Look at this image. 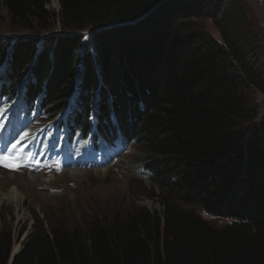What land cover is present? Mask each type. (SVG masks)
I'll return each mask as SVG.
<instances>
[{
  "label": "trees",
  "instance_id": "16d2710c",
  "mask_svg": "<svg viewBox=\"0 0 264 264\" xmlns=\"http://www.w3.org/2000/svg\"><path fill=\"white\" fill-rule=\"evenodd\" d=\"M54 1L56 15L50 0H0L15 26L51 30L58 18L64 32L40 52L33 38L9 50L0 43L13 83L5 94L28 73L30 98L44 88L53 118L76 85L74 34L95 28L98 77L87 63L81 128L101 78L103 120L115 117L142 145L163 211L138 206L84 229L33 224L11 264H264V115L254 95L264 96V35L242 0ZM199 18L211 19L220 41ZM195 209L231 223L215 226ZM13 245L14 234L1 230L0 264Z\"/></svg>",
  "mask_w": 264,
  "mask_h": 264
},
{
  "label": "rangeland",
  "instance_id": "374dc122",
  "mask_svg": "<svg viewBox=\"0 0 264 264\" xmlns=\"http://www.w3.org/2000/svg\"><path fill=\"white\" fill-rule=\"evenodd\" d=\"M47 9L52 14H57L60 10L58 2L50 0L47 5ZM207 11V10H206ZM57 24L54 29L51 30H23L20 27L15 26V22L12 21L11 16L5 11L3 7H0V43L6 44L9 42L10 46L27 39H36L42 47L44 42L47 41V46L50 47L53 40L60 38L64 32L61 30L60 21L57 18ZM205 32L213 36L217 41H220L218 31L213 26L211 19L199 18L196 21ZM32 28L35 26L32 24ZM95 29V28H94ZM94 29H84L78 34L81 40L80 49L77 51L79 56V65L77 73V86L73 94L80 93L83 84L82 75L87 69V63L92 67L93 73L98 77L99 63L96 59V49L93 38L97 33ZM50 44V45H49ZM53 47V45H51ZM39 48V44L37 45ZM48 47V48H49ZM55 48H50V52ZM8 51H5L4 55L7 56ZM40 52V51H38ZM98 64V66H97ZM31 66V67H30ZM26 67V71L33 68V64ZM2 70H5V75L8 76V69L6 63L0 66ZM0 69V70H1ZM30 76V74L27 73ZM97 86L94 94H99L100 89H104L101 78H97ZM22 80V79H21ZM23 81V80H22ZM78 82L80 83L78 85ZM255 94V99L258 101V109L261 115H264V96L260 93ZM74 97V95L72 96ZM95 102V97L90 99L91 107ZM48 123V122H45ZM43 123V124H45ZM6 146V144H4ZM25 150L31 157L43 158L44 161L50 162L55 159L54 163H49L46 168L38 169L40 172H44L47 181L44 182L37 179L36 183L32 185V188H27L26 192H23V203L19 210H16L15 205L4 202L0 204V231L6 229L10 230L14 234V245L12 250L19 253L24 245V242L28 239L32 233L33 224L36 227L45 222L46 226L64 227L67 229H84L87 225L99 222L103 218H109L114 215H125L130 213L138 206L144 207L153 213H161L162 204L159 201L160 191L157 188H153L150 182L144 178V172L142 171V163L146 156L143 153L142 145L138 142L133 143L131 148H120L116 154H112L116 145L114 143L98 140L97 143H82L77 146H65L62 142L54 143L52 139L43 137L40 135H32L31 138L25 144ZM19 155L23 154L21 149ZM69 153L75 155H85L91 162L92 166L85 165L82 161L79 164H72L66 157ZM116 158L115 163H109L110 160ZM62 157V158H60ZM60 158V159H59ZM62 160L63 163L60 166L56 165V172L51 168L54 164ZM31 163V160H29ZM60 166V168H59ZM62 166H75L78 170L83 167L100 168L98 170L91 169L84 171L88 174L87 177L73 178L70 176L59 177L62 171ZM108 166L105 169L101 167ZM31 167L34 168L31 164ZM7 169L0 167V183L7 180H14L16 178L20 180H27L25 172H12L7 173ZM99 170H104L99 171ZM1 171H5L1 173ZM55 173H54V172ZM99 171V172H98ZM98 172V173H95ZM104 174V175H103ZM41 177V176H40ZM59 177L56 181L53 178ZM18 182V180L16 181ZM22 186L23 181H19ZM8 189V188H7ZM6 190V188L0 187V191ZM196 214L204 218L208 223L215 226L229 224L228 220H221L212 218L201 212V210L195 209Z\"/></svg>",
  "mask_w": 264,
  "mask_h": 264
},
{
  "label": "clouds",
  "instance_id": "9594fccd",
  "mask_svg": "<svg viewBox=\"0 0 264 264\" xmlns=\"http://www.w3.org/2000/svg\"><path fill=\"white\" fill-rule=\"evenodd\" d=\"M5 63V62H4ZM3 63V64H4ZM98 66V64H97ZM97 70V69H96ZM4 72V80H7L9 82V86L5 87V91H7L10 87L11 84H13L9 79L8 76L5 75V70H2ZM28 77H30L29 75L24 76L22 78L23 81L20 82V84H23L25 82H28ZM77 82V80H76ZM30 83H34L33 80L30 81ZM29 83V84H30ZM20 84H18V87L20 86ZM80 83L78 82V85ZM27 86V95L26 98L29 101V106H34L36 103L38 104V110L42 111L43 114L46 116L45 113V109H44V103L43 101L46 99V93L44 88L41 89L39 91V93H35L34 96L32 98H30V90L28 85ZM77 86V84L75 85ZM18 87H15L18 88ZM15 89H13V92L11 94L14 93ZM75 90V88H74ZM73 90V92H74ZM73 92L71 93V95L69 96V100L66 103V105H64V107L62 108V110L55 115L53 118H49L47 117L46 119H44L43 123L48 122L49 124L51 123L52 128H55L56 130H58V135H60L62 137V139H60L63 145L65 146H77L78 144H82V143H97L98 140H104V141H108L111 143H114L116 145L115 148H131L133 143H136L137 141L131 139V138H127V136H125L120 128V124L119 122L115 119V117L113 116H109V124L107 125L104 120H103V116L102 113L100 112L101 107H99V97H97V93L94 94L93 97H95V102L93 103L92 107L91 104L89 105V110H87V123L84 127L81 128V126L83 125V120H82V116L81 114L84 112V109L86 107V105L82 104L81 102V90L80 93H78L77 95L73 94ZM10 94V95H11ZM74 95V97H72ZM39 96H41V100L37 101L39 99ZM36 102V103H35ZM108 113V112H107ZM112 115V113H111ZM77 122V123H76ZM61 123V125L59 126V124ZM102 123L104 124V126H102ZM59 126V128H58ZM113 134V135H111ZM118 150V149H117ZM69 156H66V158L69 160L70 163L72 164H79L80 161H82L85 165H89L92 166L94 162H91L90 159L88 157H86L85 155H75L73 153H69ZM62 161V160H61ZM88 161V162H87ZM90 162V164H89ZM63 163V161H62ZM70 167V166H67ZM75 167V166H74ZM108 166H102V168H106ZM142 167V171L144 172V178L148 180L147 177V173L144 171L143 166ZM76 168V167H75ZM91 169H95L98 170L100 168H90V167H83L79 170L82 171H86V170H91ZM29 168H22L21 171H17V172H29ZM77 171H79L76 168ZM6 171V170H5ZM62 171H64V166H62ZM7 173L12 172L13 174L15 172L13 171H6ZM54 172V171H53ZM56 172V171H55ZM54 172V173H55ZM38 173L44 174V172L38 171ZM11 174V173H9ZM208 216V215H207ZM210 217V216H209ZM226 220V219H225ZM230 221V220H228ZM231 223V222H230ZM229 223V224H230Z\"/></svg>",
  "mask_w": 264,
  "mask_h": 264
},
{
  "label": "bare ground",
  "instance_id": "6f19581e",
  "mask_svg": "<svg viewBox=\"0 0 264 264\" xmlns=\"http://www.w3.org/2000/svg\"><path fill=\"white\" fill-rule=\"evenodd\" d=\"M39 44V51L41 49L42 44H40V42H38ZM41 45V46H40ZM1 77L2 75H0V81H1ZM64 171L65 172H61L59 177H66V176H70L73 178H79V177H87L88 174H86L84 171L79 170L77 171L76 168L74 166H70V167H64ZM99 171H103L104 170H99ZM98 171V172H99ZM5 171H1V173H3ZM95 172V173H98ZM27 173V172H25ZM15 175V174H13ZM104 175V174H103ZM41 176V177H40ZM59 177L53 178V181H56ZM26 179L27 180H20L18 178H14V180H7L3 183H0V187L6 188V190L0 191V204H3L4 202H9L13 205H15L16 210H19L21 207V204L23 203V192H26V189L32 188V185L34 183H36L37 179H40L44 182L47 181V178H45L44 174H39L37 169H32L29 170V172L26 175ZM18 180V182H16ZM19 181H23V182H27V183H23L22 186L20 185ZM24 187H27L24 189ZM8 188V189H7ZM16 251V249H14V252Z\"/></svg>",
  "mask_w": 264,
  "mask_h": 264
},
{
  "label": "crops",
  "instance_id": "0c3cea01",
  "mask_svg": "<svg viewBox=\"0 0 264 264\" xmlns=\"http://www.w3.org/2000/svg\"><path fill=\"white\" fill-rule=\"evenodd\" d=\"M248 15L264 35V6H260L257 0H242Z\"/></svg>",
  "mask_w": 264,
  "mask_h": 264
},
{
  "label": "snow or ice",
  "instance_id": "6c2138e0",
  "mask_svg": "<svg viewBox=\"0 0 264 264\" xmlns=\"http://www.w3.org/2000/svg\"><path fill=\"white\" fill-rule=\"evenodd\" d=\"M11 147L12 149H15L16 145H12ZM5 151H7V149H5ZM36 164L38 166L39 162L37 161ZM0 166L6 167L13 171L19 170L21 167H28L27 164L19 159V156L13 157L11 152H9L7 156H4L2 153H0Z\"/></svg>",
  "mask_w": 264,
  "mask_h": 264
},
{
  "label": "water",
  "instance_id": "95a60500",
  "mask_svg": "<svg viewBox=\"0 0 264 264\" xmlns=\"http://www.w3.org/2000/svg\"><path fill=\"white\" fill-rule=\"evenodd\" d=\"M150 13H151V12H149V13L146 14V15H144V17L147 16V15H149ZM94 30H96V29H94ZM17 254H18L17 252H14V251L12 250V254H11V258H10V262H9V264H11V262L13 261L14 257H15Z\"/></svg>",
  "mask_w": 264,
  "mask_h": 264
},
{
  "label": "built area",
  "instance_id": "2783aa9c",
  "mask_svg": "<svg viewBox=\"0 0 264 264\" xmlns=\"http://www.w3.org/2000/svg\"><path fill=\"white\" fill-rule=\"evenodd\" d=\"M258 5L264 6V0H257Z\"/></svg>",
  "mask_w": 264,
  "mask_h": 264
}]
</instances>
